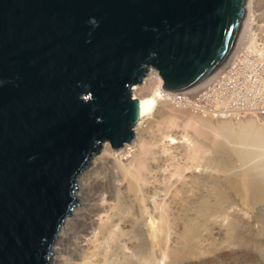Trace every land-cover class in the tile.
I'll list each match as a JSON object with an SVG mask.
<instances>
[{
    "label": "water",
    "instance_id": "95a60500",
    "mask_svg": "<svg viewBox=\"0 0 264 264\" xmlns=\"http://www.w3.org/2000/svg\"><path fill=\"white\" fill-rule=\"evenodd\" d=\"M243 0H0V264H50L101 143L133 141L131 86L186 88L226 56Z\"/></svg>",
    "mask_w": 264,
    "mask_h": 264
},
{
    "label": "bare ground",
    "instance_id": "6f19581e",
    "mask_svg": "<svg viewBox=\"0 0 264 264\" xmlns=\"http://www.w3.org/2000/svg\"><path fill=\"white\" fill-rule=\"evenodd\" d=\"M257 2L243 0L231 46L250 42L254 26L264 30ZM131 90L139 102L133 141L119 150L101 143L75 180L78 205L60 226L50 264H208L212 258H205L221 252L241 264H264V122H216L192 112L186 125L208 139L153 136L152 125L174 124L172 114L186 111L159 103L151 79Z\"/></svg>",
    "mask_w": 264,
    "mask_h": 264
},
{
    "label": "built area",
    "instance_id": "2783aa9c",
    "mask_svg": "<svg viewBox=\"0 0 264 264\" xmlns=\"http://www.w3.org/2000/svg\"><path fill=\"white\" fill-rule=\"evenodd\" d=\"M254 27V38L231 49L216 70L197 86L165 89L154 68L147 69L141 83L146 79L155 82L159 103L213 118L264 117V33Z\"/></svg>",
    "mask_w": 264,
    "mask_h": 264
},
{
    "label": "rangeland",
    "instance_id": "374dc122",
    "mask_svg": "<svg viewBox=\"0 0 264 264\" xmlns=\"http://www.w3.org/2000/svg\"><path fill=\"white\" fill-rule=\"evenodd\" d=\"M260 1H261V3H260ZM264 0H259V2H257V12H261V15L260 16H262V15H264L263 13H264ZM258 3H260V4H258ZM260 5H262V7L260 6ZM261 9V10H260ZM263 12V13H262ZM242 16H241V18L243 17V13L241 14ZM263 18V17H262ZM241 21H242V19H241ZM241 24V23H240ZM241 26H242V24H241ZM264 31V30H263ZM237 34V33H236ZM236 38H237V35H235V37H234V41H233V44L234 43H236L235 41H236ZM233 46V48H236V47H238L237 45H232ZM232 46H231V48H232ZM231 48L229 49V50H231ZM223 60V59H222ZM221 63V62H220ZM219 65V64H218ZM217 65V66H218ZM214 71V70H213ZM209 77V76H208ZM169 105H171V104H169ZM172 106V105H171ZM174 107V106H173ZM175 109H184L186 112H185V114L184 113H178V114H172V116L175 118V123L174 124H168L167 122L166 123H164V119H162L161 121H159L156 125H152L150 128H149V131H152V135L153 136H161L162 134H172V133H174V134H177V136H179L178 137V139L179 140H182L183 139V137H185L184 136V134L185 133H188L189 135H191V136H195V137H198V138H200V139H208L209 138V135L208 134H206L205 132H202V129H201V131L200 130H198V129H196L195 127H190V126H187L186 125V121H187V117L190 115V114H193L195 111H193V110H189V109H187L186 110V108H179V107H174ZM193 112V113H192ZM197 113V112H196ZM195 114V113H194ZM247 117H252V116H247ZM246 117V118H247ZM246 118H242V119H246ZM252 118H254V117H252ZM166 119V118H165ZM213 119H216V120H211V121H221V120H219V119H221V118H213ZM240 120V119H239ZM256 120L257 121H262V122H264V117H260V118H256ZM163 121V122H162ZM231 121H236V120H231ZM103 143V142H102ZM119 149H121V148H119ZM119 149H114V150H119ZM171 152H173L172 150H171ZM173 154H175V152H173ZM180 157V156H179ZM108 201H111L110 200V198H108ZM246 250H244L243 252H245ZM212 258V261L211 262H209L208 264H241V258H238V260H239V262L237 261L236 262V259L233 261H231L230 259H227L225 256H224V252H221V253H219V254H217L215 257H209V258H205L204 260H207V259H211ZM201 260L203 261V259H200V261H194V260H184L182 263H180V264H197V263H199V262H201Z\"/></svg>",
    "mask_w": 264,
    "mask_h": 264
},
{
    "label": "clouds",
    "instance_id": "9594fccd",
    "mask_svg": "<svg viewBox=\"0 0 264 264\" xmlns=\"http://www.w3.org/2000/svg\"><path fill=\"white\" fill-rule=\"evenodd\" d=\"M229 52H230V50L227 52V54H228ZM227 54H226V56H227ZM226 56H225V57H226ZM225 57H224V59H225ZM224 59H223V60H224ZM223 60H222V61H223ZM222 61H221V62H222ZM219 64H220V63H219ZM218 66H219V65H218ZM218 66H217V67H218ZM157 71H158V70H157ZM158 73H159V72H158ZM160 78H161V76H160ZM161 80H162V78H161ZM133 85H135V84H133ZM133 85H132V86H133ZM132 86H131V88H132ZM162 86H163V85H162ZM190 86H191V85H190ZM190 86H188V87H190ZM163 88H164V87H163ZM186 88H187V87H186ZM165 89H166V88H165ZM183 89H184V88H183ZM131 96H132V95H131ZM132 98H135V97L132 96Z\"/></svg>",
    "mask_w": 264,
    "mask_h": 264
}]
</instances>
